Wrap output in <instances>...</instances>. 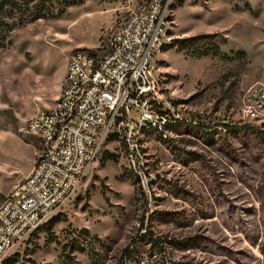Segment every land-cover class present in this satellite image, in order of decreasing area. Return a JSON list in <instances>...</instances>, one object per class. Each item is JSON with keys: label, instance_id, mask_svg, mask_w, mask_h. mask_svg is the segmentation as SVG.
<instances>
[{"label": "rangeland", "instance_id": "rangeland-1", "mask_svg": "<svg viewBox=\"0 0 264 264\" xmlns=\"http://www.w3.org/2000/svg\"><path fill=\"white\" fill-rule=\"evenodd\" d=\"M15 2L46 15L21 16L11 2L0 34V202L44 149L20 128L55 105L70 54H102L142 4ZM173 6L153 64L159 122L139 125L132 142L117 123L77 193L3 264H264V113L250 100L264 88V0Z\"/></svg>", "mask_w": 264, "mask_h": 264}, {"label": "built area", "instance_id": "built-area-1", "mask_svg": "<svg viewBox=\"0 0 264 264\" xmlns=\"http://www.w3.org/2000/svg\"><path fill=\"white\" fill-rule=\"evenodd\" d=\"M175 1L145 0L117 27L102 54L71 53L55 105L21 126L22 133L40 137L44 149L0 202V264L77 193L117 123L125 124L126 141L132 142L139 125L159 122L152 110L153 64L170 41ZM250 100L264 113V88L253 89ZM134 109L141 111L137 122L131 119Z\"/></svg>", "mask_w": 264, "mask_h": 264}, {"label": "trees", "instance_id": "trees-1", "mask_svg": "<svg viewBox=\"0 0 264 264\" xmlns=\"http://www.w3.org/2000/svg\"><path fill=\"white\" fill-rule=\"evenodd\" d=\"M29 1H32L34 4L36 2H46V0H29ZM145 0H142V3H144ZM13 3V5H15V7H19V11H21V8L19 6V4L17 2H15V0H0V34L3 33L4 31V27L6 25L7 22H5V16H6V13H7V6L9 5V3ZM20 15L21 16H28V17H34V18H42V17H45L46 13L43 11V8L41 9H37V10H32L28 13L26 12H20ZM203 37H206L204 35H199L197 37H193V38H180V39H176L174 42H175V45L178 46L180 48V50H185L187 49L189 46H192L194 44H197L198 40H201ZM166 46H164L163 48H165ZM204 52H208V50H203ZM216 53V52H215ZM97 54V53H95ZM243 54V53H241ZM98 55V54H97ZM244 55V54H243ZM253 133H256L258 134V132H255L254 129H253ZM259 136L263 137L262 136V133L258 134ZM56 220V218H55ZM54 221V219H53ZM150 243H152L153 245H157L158 241L153 238L152 236L149 238L148 240ZM65 259H66V262L68 264H75L74 263V259L71 255H66L65 256ZM8 260V259H7ZM6 262V261H5Z\"/></svg>", "mask_w": 264, "mask_h": 264}]
</instances>
